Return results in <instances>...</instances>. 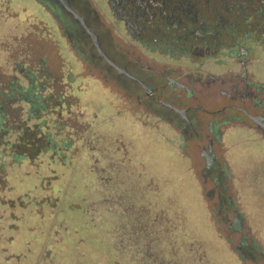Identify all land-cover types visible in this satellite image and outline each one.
Segmentation results:
<instances>
[{
  "label": "rangeland",
  "instance_id": "374dc122",
  "mask_svg": "<svg viewBox=\"0 0 264 264\" xmlns=\"http://www.w3.org/2000/svg\"><path fill=\"white\" fill-rule=\"evenodd\" d=\"M0 13L4 22L18 21L23 52L11 46L14 61H23L19 52L27 51L34 55L31 60L43 59L47 86L40 93H49L44 129L59 132L64 139L63 164L69 165L58 179L47 180L53 195L49 199L43 198L46 177L41 188H33L37 181L33 171L45 176L50 172L45 165L30 169L22 162L8 170L10 190L1 191L0 200H13H7L10 206L0 201V264H130L114 245L124 240L119 239L123 212L144 205L153 213L160 211L167 224L175 226L174 235L190 243L189 232L195 230L208 264H264V129L235 112L234 105L239 103L217 92L205 99V93L196 95L195 102L184 89H175L180 105L195 104L193 124L176 125L152 108L145 110L119 83L106 79L104 69L87 63L88 53L79 51L75 39L67 37L64 22L51 15L46 5L35 0H0ZM257 57L252 78L259 85V102L256 110L250 103L244 105L261 115L263 46ZM85 79L97 81L90 86L91 97L78 93L89 87ZM104 106L111 115L101 122ZM54 122L59 129H54ZM213 137V159L206 163L200 150ZM116 147L124 148L136 169L128 168L125 176L131 198L124 201L126 210L116 202L120 196L113 197L125 192L124 182L114 180L115 174L102 190L112 201L106 206L102 202L92 206V198L96 202L102 193L96 183L83 178L94 173L100 161L112 162ZM26 188L33 190L21 196ZM36 206L39 215L33 211ZM4 248L8 250L3 252ZM9 253L14 254L11 260L6 258Z\"/></svg>",
  "mask_w": 264,
  "mask_h": 264
},
{
  "label": "flooded vegetation",
  "instance_id": "af4514ba",
  "mask_svg": "<svg viewBox=\"0 0 264 264\" xmlns=\"http://www.w3.org/2000/svg\"><path fill=\"white\" fill-rule=\"evenodd\" d=\"M35 1L64 22L67 37L88 53L87 63L104 69L105 78L119 83L145 110L190 126L195 104L180 105L175 89L198 102L196 95L218 83L220 97L239 103L235 112L249 120L258 116L251 112L260 92L252 76L264 47V0ZM85 83L91 97L97 81ZM249 103L253 110L244 105ZM102 109L101 122L108 121L111 112ZM260 116L264 122V108ZM214 139L200 150L206 163L213 159Z\"/></svg>",
  "mask_w": 264,
  "mask_h": 264
},
{
  "label": "trees",
  "instance_id": "16d2710c",
  "mask_svg": "<svg viewBox=\"0 0 264 264\" xmlns=\"http://www.w3.org/2000/svg\"><path fill=\"white\" fill-rule=\"evenodd\" d=\"M17 22L13 24L8 21L4 22L0 13V43H4L2 47L0 46V58L1 56L4 58V60H0V193L10 190L7 180L8 170L24 162L22 166H28L30 169L34 168L33 166L40 168L44 165L49 168L50 172L45 176L40 172V174H35L33 171V175L37 176L33 188L39 186L41 188L43 178L46 177V195H43V198L49 199L53 195H49L50 188L47 180L58 179L61 172L69 167L68 164L67 166L63 164L64 158L61 152L65 141L60 139L59 132L52 134L44 129L46 126V97L49 96V93H40L45 91L47 86L46 71L42 69L43 59L31 60L34 57L32 52L22 53L21 35L18 33L20 29ZM11 46L19 47L18 51H22L19 52V56L21 59L25 58L23 61H14L16 57H13L14 52L10 50ZM27 58L32 64H36L35 68L30 65ZM5 62L6 65H4ZM81 89L78 90L81 91L78 93H84ZM55 96L60 100L59 93ZM99 116L101 117V114ZM53 126L54 129L60 128V124L57 122H54ZM106 131L110 130L105 129L104 132ZM113 132L117 133L115 130ZM123 150L120 147L114 148L112 162L105 159L100 161L99 165H96L94 173L83 177L85 182L96 183L102 193L98 201L94 202L95 197L92 198V206L94 203H103L102 205L106 206L107 203L112 202L105 196L106 192L102 191L105 183H112L110 175L115 174L114 180L124 182L123 189L125 190L128 180L125 176L128 174V168L131 172L132 170L136 171L135 164L131 166ZM41 161L43 163L39 164ZM51 167H56V169ZM103 178L106 182L103 181L101 184ZM33 188L24 189L21 196ZM85 188H89V186L86 184ZM0 196L2 197L1 194ZM116 196H120V200L116 202L121 204L122 209H125L124 201L127 202L131 199L127 196V191L125 190L124 195H113V197ZM7 200L13 199L4 200L6 202L0 201L10 206ZM33 200L36 203L39 201ZM145 207L146 205L140 208L135 206L130 208V213L127 214L128 210L123 212L125 216L122 218L123 224L120 225L119 239L124 240H118L114 245L125 258H128L130 264H208L207 255L203 251L202 242L195 230L189 232V236L192 237V243H190L179 237V234L174 235L175 226L172 227V223L169 226L166 217H163L160 211L153 213V210L149 211ZM37 210L39 208L36 206L33 211L39 215ZM34 226L35 224H32V227ZM7 250L8 248H4L3 252ZM12 255L14 254L9 253L6 258L9 260L11 257L13 258ZM18 255L21 254L18 253Z\"/></svg>",
  "mask_w": 264,
  "mask_h": 264
},
{
  "label": "water",
  "instance_id": "95a60500",
  "mask_svg": "<svg viewBox=\"0 0 264 264\" xmlns=\"http://www.w3.org/2000/svg\"><path fill=\"white\" fill-rule=\"evenodd\" d=\"M212 86H213V88H212ZM211 92L210 93H208V94H205L204 96H202V98H208V97H211L212 95H213V93L214 92H217L218 94H220L218 91V88H219V84L218 83H215L214 85L212 84L211 85ZM177 110V109H176ZM178 111H181L182 112V110H178ZM251 120H252V122L256 125V126H258V127H260V128H262V129H264V122H262L261 121V119H262V117L260 116V115H258V116H250L249 117Z\"/></svg>",
  "mask_w": 264,
  "mask_h": 264
}]
</instances>
